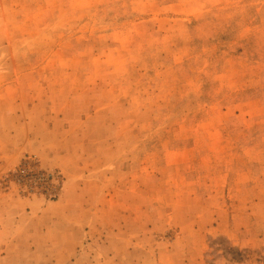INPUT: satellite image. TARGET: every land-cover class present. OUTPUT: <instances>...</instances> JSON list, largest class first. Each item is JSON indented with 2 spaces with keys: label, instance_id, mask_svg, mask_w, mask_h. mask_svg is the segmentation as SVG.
Returning <instances> with one entry per match:
<instances>
[{
  "label": "rangeland",
  "instance_id": "obj_1",
  "mask_svg": "<svg viewBox=\"0 0 264 264\" xmlns=\"http://www.w3.org/2000/svg\"><path fill=\"white\" fill-rule=\"evenodd\" d=\"M0 264H264V0H0Z\"/></svg>",
  "mask_w": 264,
  "mask_h": 264
}]
</instances>
